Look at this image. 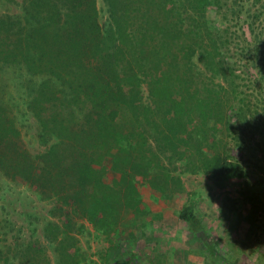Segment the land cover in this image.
<instances>
[{
	"label": "trees",
	"instance_id": "1",
	"mask_svg": "<svg viewBox=\"0 0 264 264\" xmlns=\"http://www.w3.org/2000/svg\"><path fill=\"white\" fill-rule=\"evenodd\" d=\"M106 2L103 24L95 0H22L20 14L0 15V85H18L17 99L7 101L14 105L0 98V184L33 189L53 202L49 216L57 221H47L42 235L58 249V264L79 220L116 235L120 212L138 213L135 178L158 187L179 182L164 163L166 152L218 185L245 177L226 144L212 157L204 149H217L214 136L229 124L228 100L213 80L234 85L240 59L247 60L236 24L252 1ZM26 114L46 146L36 156L15 122ZM177 218L203 235L191 207ZM204 246L218 257L206 240ZM34 252L27 245L9 259L30 264Z\"/></svg>",
	"mask_w": 264,
	"mask_h": 264
},
{
	"label": "rangeland",
	"instance_id": "2",
	"mask_svg": "<svg viewBox=\"0 0 264 264\" xmlns=\"http://www.w3.org/2000/svg\"><path fill=\"white\" fill-rule=\"evenodd\" d=\"M250 1L253 4L236 24V30L245 34L241 44L247 60L240 59L234 85L213 80L222 86L220 93L228 100L223 108L230 115L229 124H221L214 136L218 150L204 149L212 157L226 144L229 160L237 162L245 177L218 185L201 169H192L191 161L176 164L166 152L164 163L179 182L158 187L135 178L138 213L120 212L116 235L79 220L73 242L63 247L68 255L61 258V264H264V0ZM95 7L103 24L108 4L95 0ZM21 10L22 0H0V15L16 16ZM210 15L219 20L215 13ZM250 16H254L252 20L243 19ZM12 85L9 82L5 90L0 85L5 104L17 99L18 85ZM141 91L142 101L148 105L143 85ZM15 122L27 152L41 154L46 146L37 140L34 119L26 114ZM238 123L248 136L239 134ZM187 206L201 223L203 235L191 234L177 218ZM53 207L52 201L39 198L33 189L0 184V220L6 222L4 229L0 227V264L5 256L7 264H16L9 258L27 245L38 251L30 254V264H58V249L42 235L47 221H57L49 216ZM204 240L218 257L208 255Z\"/></svg>",
	"mask_w": 264,
	"mask_h": 264
}]
</instances>
